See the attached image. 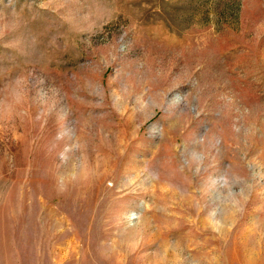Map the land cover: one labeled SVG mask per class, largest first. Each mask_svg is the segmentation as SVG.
<instances>
[{"label":"rangeland","instance_id":"rangeland-1","mask_svg":"<svg viewBox=\"0 0 264 264\" xmlns=\"http://www.w3.org/2000/svg\"><path fill=\"white\" fill-rule=\"evenodd\" d=\"M0 264H264V0H0Z\"/></svg>","mask_w":264,"mask_h":264}]
</instances>
